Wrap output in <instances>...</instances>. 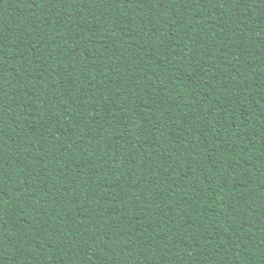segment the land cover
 Here are the masks:
<instances>
[{"label": "trees", "instance_id": "trees-1", "mask_svg": "<svg viewBox=\"0 0 264 264\" xmlns=\"http://www.w3.org/2000/svg\"><path fill=\"white\" fill-rule=\"evenodd\" d=\"M0 264H264V0H0Z\"/></svg>", "mask_w": 264, "mask_h": 264}]
</instances>
